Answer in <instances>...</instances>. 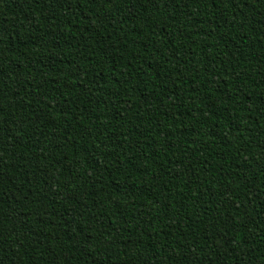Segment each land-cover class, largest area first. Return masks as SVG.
Returning a JSON list of instances; mask_svg holds the SVG:
<instances>
[{
	"label": "trees",
	"instance_id": "obj_1",
	"mask_svg": "<svg viewBox=\"0 0 264 264\" xmlns=\"http://www.w3.org/2000/svg\"><path fill=\"white\" fill-rule=\"evenodd\" d=\"M0 264H264V0H0Z\"/></svg>",
	"mask_w": 264,
	"mask_h": 264
}]
</instances>
